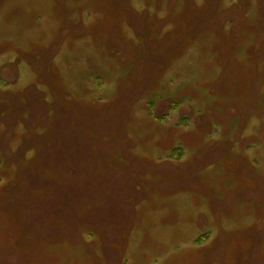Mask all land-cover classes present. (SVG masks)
Returning <instances> with one entry per match:
<instances>
[{
	"label": "rangeland",
	"instance_id": "rangeland-1",
	"mask_svg": "<svg viewBox=\"0 0 264 264\" xmlns=\"http://www.w3.org/2000/svg\"><path fill=\"white\" fill-rule=\"evenodd\" d=\"M0 264H264V0H0Z\"/></svg>",
	"mask_w": 264,
	"mask_h": 264
},
{
	"label": "trees",
	"instance_id": "trees-1",
	"mask_svg": "<svg viewBox=\"0 0 264 264\" xmlns=\"http://www.w3.org/2000/svg\"><path fill=\"white\" fill-rule=\"evenodd\" d=\"M181 148L180 149H176L173 151V155L172 157H179L181 156ZM87 154V149L86 151H84ZM83 155V154H82ZM85 155V154H84ZM86 156V155H85ZM84 157V156H83ZM81 156H76V160L72 159L70 164L73 165H78L79 168H81V172H83L85 175L84 176V180L88 179H94V175L97 173L96 169L98 168V164L95 163V160H91L90 158L88 160L85 159V157L83 158ZM86 170V171H85ZM120 171L116 172V174H119ZM96 180H99L98 177L96 178ZM127 225H129V220H127ZM126 225V226H127Z\"/></svg>",
	"mask_w": 264,
	"mask_h": 264
},
{
	"label": "flooded vegetation",
	"instance_id": "flooded-vegetation-1",
	"mask_svg": "<svg viewBox=\"0 0 264 264\" xmlns=\"http://www.w3.org/2000/svg\"><path fill=\"white\" fill-rule=\"evenodd\" d=\"M131 12H132V14L134 15V18L136 17V15L139 14V12L137 11L136 7H133V8L131 9ZM130 14H131V13H130ZM141 16H142V15H139V18H141ZM135 21H136V20H133L132 25H134ZM144 21H145V20H144ZM148 26H150V24H149L147 21H145V23H144V28H145V27H148ZM80 32H82V31H80ZM82 33H83V32H82ZM148 33H149V30H148Z\"/></svg>",
	"mask_w": 264,
	"mask_h": 264
}]
</instances>
